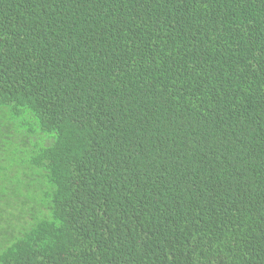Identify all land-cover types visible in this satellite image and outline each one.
I'll return each mask as SVG.
<instances>
[{
  "label": "trees",
  "instance_id": "1",
  "mask_svg": "<svg viewBox=\"0 0 264 264\" xmlns=\"http://www.w3.org/2000/svg\"><path fill=\"white\" fill-rule=\"evenodd\" d=\"M0 264H264V0H0Z\"/></svg>",
  "mask_w": 264,
  "mask_h": 264
}]
</instances>
